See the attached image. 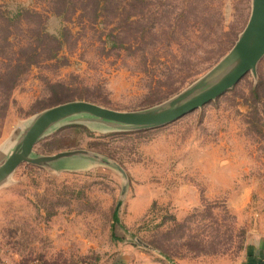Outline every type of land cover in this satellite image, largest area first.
Segmentation results:
<instances>
[{"label":"rangeland","instance_id":"rangeland-1","mask_svg":"<svg viewBox=\"0 0 264 264\" xmlns=\"http://www.w3.org/2000/svg\"><path fill=\"white\" fill-rule=\"evenodd\" d=\"M0 4L41 12L51 33L68 28L58 54L32 64L12 89L0 115V146L61 101L138 110L167 100L230 49L251 8V0H108L95 12L66 0L58 13L51 0ZM30 20L37 17L15 22ZM21 37L16 29L13 40ZM260 75L264 55L255 75L248 71L160 125L70 122L41 136L36 154L84 148L97 155L61 169L16 166L0 184V264H109L132 249L168 264H241L251 250L264 251V105L250 102Z\"/></svg>","mask_w":264,"mask_h":264},{"label":"water","instance_id":"water-1","mask_svg":"<svg viewBox=\"0 0 264 264\" xmlns=\"http://www.w3.org/2000/svg\"><path fill=\"white\" fill-rule=\"evenodd\" d=\"M263 55L264 0H251L247 22L230 49L207 72L167 100L144 109L123 110L88 99H69L48 106L22 122L0 146V184L22 161L61 169L67 161L97 155L84 148L34 153L39 138L62 124L84 122L107 128H128L172 121L216 98L248 71L255 75L256 64Z\"/></svg>","mask_w":264,"mask_h":264},{"label":"trees","instance_id":"trees-1","mask_svg":"<svg viewBox=\"0 0 264 264\" xmlns=\"http://www.w3.org/2000/svg\"><path fill=\"white\" fill-rule=\"evenodd\" d=\"M55 12L61 13L66 8L61 7L66 0H51ZM108 0H78L80 7L90 5L95 12L97 9H103L107 5ZM113 6L112 9H117ZM33 15L37 17V21L25 26L16 25V20H21L24 15ZM32 21V22H31ZM22 31V37L19 40H13L15 30ZM68 28L64 27L60 34L49 32L44 26V18L41 12L35 9L20 8L16 12L9 11L0 4V115L3 116L8 105V99L11 91L20 79L21 75L30 68L32 64L43 59H51L55 57L66 41V33ZM222 50V49H221ZM220 50L219 53H222ZM218 53V54H219ZM172 81L168 80L167 87L172 89ZM56 86L62 83L54 82ZM159 91V90H155ZM250 102L256 108L259 102L264 105V76L260 75L257 82L253 84L250 91ZM78 129V125H73ZM114 221H119L117 208L112 212ZM113 234V232H112ZM154 248L167 255L165 248L160 243H152ZM249 254V253H248Z\"/></svg>","mask_w":264,"mask_h":264},{"label":"crops","instance_id":"crops-1","mask_svg":"<svg viewBox=\"0 0 264 264\" xmlns=\"http://www.w3.org/2000/svg\"><path fill=\"white\" fill-rule=\"evenodd\" d=\"M241 264H264V251H250ZM109 264H168L164 259L151 256L148 252L132 249L124 252Z\"/></svg>","mask_w":264,"mask_h":264}]
</instances>
